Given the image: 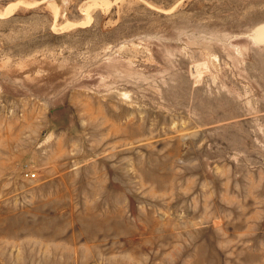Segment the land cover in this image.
<instances>
[{
    "label": "rangeland",
    "instance_id": "rangeland-1",
    "mask_svg": "<svg viewBox=\"0 0 264 264\" xmlns=\"http://www.w3.org/2000/svg\"><path fill=\"white\" fill-rule=\"evenodd\" d=\"M0 264H264V0H0Z\"/></svg>",
    "mask_w": 264,
    "mask_h": 264
},
{
    "label": "built area",
    "instance_id": "built-area-1",
    "mask_svg": "<svg viewBox=\"0 0 264 264\" xmlns=\"http://www.w3.org/2000/svg\"><path fill=\"white\" fill-rule=\"evenodd\" d=\"M24 176L27 177V178H32L33 177V174L32 173H25L24 172Z\"/></svg>",
    "mask_w": 264,
    "mask_h": 264
}]
</instances>
